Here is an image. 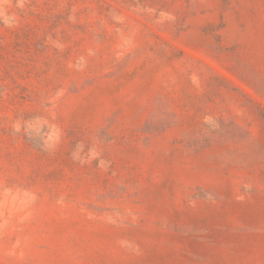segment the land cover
Instances as JSON below:
<instances>
[{
	"label": "rangeland",
	"instance_id": "374dc122",
	"mask_svg": "<svg viewBox=\"0 0 264 264\" xmlns=\"http://www.w3.org/2000/svg\"><path fill=\"white\" fill-rule=\"evenodd\" d=\"M0 264H264V0H0Z\"/></svg>",
	"mask_w": 264,
	"mask_h": 264
}]
</instances>
